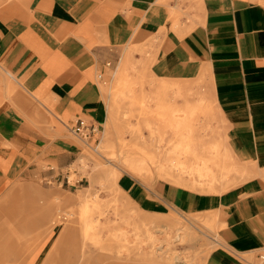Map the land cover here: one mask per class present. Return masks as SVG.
I'll use <instances>...</instances> for the list:
<instances>
[{"label": "crops", "instance_id": "1", "mask_svg": "<svg viewBox=\"0 0 264 264\" xmlns=\"http://www.w3.org/2000/svg\"><path fill=\"white\" fill-rule=\"evenodd\" d=\"M138 45L150 58L136 52V59L151 60L155 77L208 76L227 149L252 176L222 193L125 179L126 193L147 210L216 216L232 252L264 249V0H36L28 13H0V183L16 174L64 179L80 150L69 126L105 120L98 79ZM5 76L17 85L12 97ZM22 201L3 215L25 216ZM207 264L239 263L222 247Z\"/></svg>", "mask_w": 264, "mask_h": 264}, {"label": "rangeland", "instance_id": "2", "mask_svg": "<svg viewBox=\"0 0 264 264\" xmlns=\"http://www.w3.org/2000/svg\"><path fill=\"white\" fill-rule=\"evenodd\" d=\"M19 1L0 0V13H28L36 0ZM148 50L130 46L119 61L121 74L111 65L98 79L106 118L97 122L99 132L92 138L74 135L80 150L63 170L70 184L20 174L0 183V264H207L209 254L222 247L239 264H259L264 249L240 253L225 247L216 216L147 210L126 193L125 179L147 187L164 180L200 193H222L252 176L227 149L208 76L191 82L155 77L151 60L135 57L136 52L147 56ZM1 74L0 69V82ZM4 85L12 97L17 85L7 76ZM194 109L192 117L184 113ZM221 156L232 169L223 167ZM19 197L27 214L3 215Z\"/></svg>", "mask_w": 264, "mask_h": 264}, {"label": "built area", "instance_id": "3", "mask_svg": "<svg viewBox=\"0 0 264 264\" xmlns=\"http://www.w3.org/2000/svg\"><path fill=\"white\" fill-rule=\"evenodd\" d=\"M69 129L74 135H76L77 137L81 138L84 141H86V139L92 138L99 132V126L96 122L85 119H79L76 123H74V125H70ZM63 181L66 182L67 184H70V179L67 175H65ZM257 258L259 264H264V252L258 253Z\"/></svg>", "mask_w": 264, "mask_h": 264}, {"label": "bare ground", "instance_id": "4", "mask_svg": "<svg viewBox=\"0 0 264 264\" xmlns=\"http://www.w3.org/2000/svg\"><path fill=\"white\" fill-rule=\"evenodd\" d=\"M123 69H122V67H119L118 68V71H116L115 72V75H117V74H121V71H122ZM176 95V94H175ZM174 95V96H175ZM194 112H197V110L196 109H194L193 111L191 110V111H184V113H186V115H187V113H189L190 114V117H192L193 116V114H194ZM180 114V113H179ZM183 115V114H182ZM178 116V118H177V121H179V122H177V124H176V126H179V128L180 127H183L184 126V121H183V116ZM189 139V138H188ZM222 158H223V162H224V164H223V167L224 168H226V169H232V165H231V163L230 162H228L227 163V158L226 157H224V156H221ZM180 230V229H179Z\"/></svg>", "mask_w": 264, "mask_h": 264}]
</instances>
